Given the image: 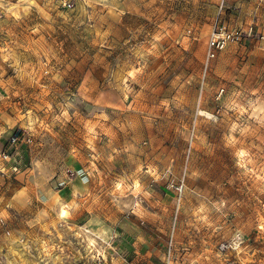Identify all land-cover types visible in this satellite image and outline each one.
<instances>
[{
    "label": "rangeland",
    "instance_id": "obj_1",
    "mask_svg": "<svg viewBox=\"0 0 264 264\" xmlns=\"http://www.w3.org/2000/svg\"><path fill=\"white\" fill-rule=\"evenodd\" d=\"M0 219V264H264V0H0Z\"/></svg>",
    "mask_w": 264,
    "mask_h": 264
},
{
    "label": "built area",
    "instance_id": "obj_2",
    "mask_svg": "<svg viewBox=\"0 0 264 264\" xmlns=\"http://www.w3.org/2000/svg\"><path fill=\"white\" fill-rule=\"evenodd\" d=\"M233 33L230 31L222 30L220 29L219 31H213L212 34L209 36L207 40V50H206V61H208L210 58H213L218 52L222 51L228 41L232 39ZM263 37L261 38V40ZM222 91V88L220 89L219 92ZM15 135L12 138V141L15 142L17 140H21L25 143H29L31 141L29 135L26 133L25 129L22 127H16L15 129ZM173 190L175 192H180L182 185L181 184H175L171 185ZM0 222H2V219H0ZM232 244L233 245H239L240 244V237L235 236L232 239ZM171 249H172V242L170 241L168 243V246L165 251V258L162 264H171ZM229 264H238L235 261H230Z\"/></svg>",
    "mask_w": 264,
    "mask_h": 264
},
{
    "label": "crops",
    "instance_id": "obj_3",
    "mask_svg": "<svg viewBox=\"0 0 264 264\" xmlns=\"http://www.w3.org/2000/svg\"><path fill=\"white\" fill-rule=\"evenodd\" d=\"M71 212H73V211H71ZM122 243L123 242H119L118 244L114 245L112 247L113 250L107 249L108 253L110 254V259H109L110 264H120V262L122 261L121 256H120V252H121V249H122L121 248L122 247V245H121Z\"/></svg>",
    "mask_w": 264,
    "mask_h": 264
}]
</instances>
